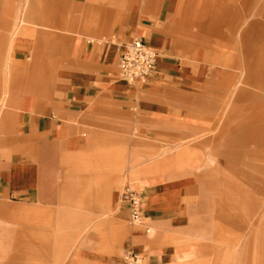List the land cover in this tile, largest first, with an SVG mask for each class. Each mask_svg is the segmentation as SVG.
<instances>
[{
    "label": "crops",
    "instance_id": "0c3cea01",
    "mask_svg": "<svg viewBox=\"0 0 264 264\" xmlns=\"http://www.w3.org/2000/svg\"><path fill=\"white\" fill-rule=\"evenodd\" d=\"M14 1L0 0V8L17 6ZM176 5L177 0L32 1L27 18L39 30L23 28L12 54L17 60L34 55L35 88L27 91L26 78H19L17 92L4 96L7 105L0 109L3 242L20 241L30 214L37 227L64 231V242L55 245L74 257V231L81 234L83 226L81 220L74 222L68 176L74 166H92L102 168L99 208L108 215L104 238L98 249L81 241L74 254L80 252L94 264H125L126 250H133L142 264H194L201 251L200 187L195 176H175L188 149L169 158L155 147L136 146L135 159L153 158L143 168L121 174L123 135L134 128L145 135L168 134L173 127L195 131L201 127L203 92L217 87L218 66L202 62L199 52L177 40ZM9 22L0 16V53L8 44ZM134 38L158 57L150 78L130 85L119 76L118 55ZM235 111L233 105L231 113ZM253 119L251 115L237 125L250 127ZM102 150H113V156L101 157ZM83 158L85 162H76ZM197 161L194 157L191 164ZM149 172L157 174L143 176ZM126 185L141 197L140 220L129 228L122 225L129 220L121 198Z\"/></svg>",
    "mask_w": 264,
    "mask_h": 264
},
{
    "label": "rangeland",
    "instance_id": "374dc122",
    "mask_svg": "<svg viewBox=\"0 0 264 264\" xmlns=\"http://www.w3.org/2000/svg\"><path fill=\"white\" fill-rule=\"evenodd\" d=\"M32 1L15 0L17 6L0 8V16L10 20L8 44L0 53V109L7 105L3 97L17 92L19 78H26L27 91L35 88L34 55L17 60L12 54L14 39L23 28L39 30L27 18ZM173 21L179 29V43L199 52L202 62L218 66L217 87L203 92L197 120L201 127L195 131L173 127L168 134L145 135L134 128L123 135L121 174L141 169L153 158L143 155L135 159L136 146L155 147L169 158L188 149L175 176H195L200 187L197 238L201 251L193 263L264 264V0H177ZM38 58L44 62V56ZM237 88L242 89L240 94ZM233 105L236 111L231 113ZM251 115L253 125H237ZM99 153L112 157L114 151ZM194 157L198 159L195 166L191 164ZM73 170L68 178L73 182L74 222L81 220L83 231H74L72 262L65 247L55 245L64 242L65 232L50 225L37 227L30 214L25 215L20 241L3 242L2 208L6 205L0 203V264H94L74 252L81 249L83 240L91 249H98L104 238L102 228L108 215L99 208L102 168L74 166ZM152 174L157 172L143 176ZM59 203L55 205H62ZM122 225L135 227L130 218Z\"/></svg>",
    "mask_w": 264,
    "mask_h": 264
},
{
    "label": "built area",
    "instance_id": "2783aa9c",
    "mask_svg": "<svg viewBox=\"0 0 264 264\" xmlns=\"http://www.w3.org/2000/svg\"><path fill=\"white\" fill-rule=\"evenodd\" d=\"M157 52L148 46L140 38H134L124 44L118 55L119 76L127 84L146 82L157 63ZM122 200L129 208V218L132 223L140 220L141 197L136 191L128 186L121 193ZM125 264H142L139 253L133 250H126L124 255Z\"/></svg>",
    "mask_w": 264,
    "mask_h": 264
}]
</instances>
